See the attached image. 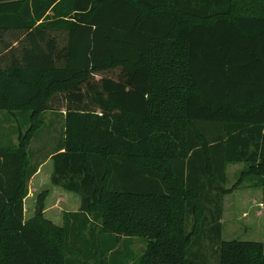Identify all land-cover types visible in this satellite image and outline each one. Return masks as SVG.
<instances>
[{
    "label": "trees",
    "instance_id": "trees-1",
    "mask_svg": "<svg viewBox=\"0 0 264 264\" xmlns=\"http://www.w3.org/2000/svg\"><path fill=\"white\" fill-rule=\"evenodd\" d=\"M1 46L0 111L30 126L0 145V264H73L76 244L96 247L91 217L113 245L147 239L140 264H208L204 236L215 264H264L263 242L222 239L225 196L250 180L264 202V0H0ZM49 111L64 119L51 183L81 198L62 226L45 194L25 218Z\"/></svg>",
    "mask_w": 264,
    "mask_h": 264
},
{
    "label": "rangeland",
    "instance_id": "rangeland-1",
    "mask_svg": "<svg viewBox=\"0 0 264 264\" xmlns=\"http://www.w3.org/2000/svg\"><path fill=\"white\" fill-rule=\"evenodd\" d=\"M170 11L173 13L172 9ZM180 21L183 24L190 22L189 18H180ZM55 35L59 41V48H64L67 44V34L59 32ZM18 36V33H9L6 39L8 45L17 47L18 42L15 40ZM3 48L1 46L0 51ZM42 119L43 125L34 135L30 148L25 218L28 220L36 215L39 210V197L45 194L43 215L53 223L62 226L64 213L79 210L81 198L78 194L68 192L51 183L53 173L51 154L58 150L63 138V112L49 111L43 114ZM29 126L27 115H21L19 112L11 115L0 111V145H16L20 133L24 134ZM246 167L244 162L229 164L226 187H231L238 182ZM249 181H243L244 188L234 191L223 199L222 239L224 240L239 239L264 243L263 190L260 187L248 188ZM91 220L85 236L91 241L90 229L94 230L97 235L96 247L92 249V254L87 255L84 254L82 244H76V249L72 253L66 252L65 254L69 261L73 264H140L148 248L147 239L122 238L120 242L113 245L115 237L101 236L99 233L101 223L95 221L93 217ZM46 237L48 240L52 239L49 235ZM201 242V249L206 256L207 263L215 264L217 258L213 244L207 236H204ZM111 245H113L112 251L105 253V249Z\"/></svg>",
    "mask_w": 264,
    "mask_h": 264
},
{
    "label": "crops",
    "instance_id": "crops-1",
    "mask_svg": "<svg viewBox=\"0 0 264 264\" xmlns=\"http://www.w3.org/2000/svg\"><path fill=\"white\" fill-rule=\"evenodd\" d=\"M248 188H251V189H252L253 187H248ZM260 189H262V188L260 187ZM68 192H69V191H68ZM261 192H262V191H260V193H261ZM262 200H263V195H262Z\"/></svg>",
    "mask_w": 264,
    "mask_h": 264
}]
</instances>
